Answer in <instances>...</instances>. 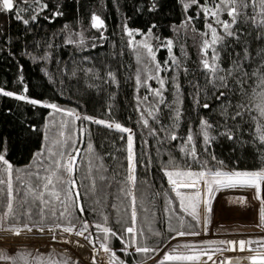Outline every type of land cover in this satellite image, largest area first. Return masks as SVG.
Returning <instances> with one entry per match:
<instances>
[{
	"label": "trees",
	"instance_id": "trees-1",
	"mask_svg": "<svg viewBox=\"0 0 264 264\" xmlns=\"http://www.w3.org/2000/svg\"><path fill=\"white\" fill-rule=\"evenodd\" d=\"M43 2L49 7L27 26L16 20L15 11L11 16L0 12V87L53 101L80 116L87 114L122 123L132 130L134 151L138 161H143L137 163V179L133 186L127 181L128 133L85 119L75 121L85 131L82 136L75 135L81 151L73 173L78 188L73 191H79L86 212L80 214L78 209L69 206L73 214L71 219L77 221L79 216L90 222L104 223V216H107V226L127 239L123 227L130 220L131 199L125 193L129 187H134L136 227L148 237L147 244L155 246L157 241L167 240L172 235L181 216L192 220L167 203L166 194L173 201L175 199L161 170L164 166L191 167L193 170L201 167L258 170L264 167V145L252 143V132L242 131L250 126L254 128V124L245 117L244 121L237 122L241 125L238 128L221 114L222 106L229 101L234 105L239 94L233 93L231 88L217 90L209 83L212 72L202 67L201 60L206 58L211 62L212 47L206 50L208 56H203L199 49L204 34L207 33L210 39L211 32L205 29L203 13L197 15L196 6L186 11L183 3L187 0H158L160 8L149 11L152 0ZM255 2V13L252 0H248L249 7L245 11L249 16L256 15L257 23L245 22L241 14L238 24L233 26L242 30L241 41L234 42L229 38L226 48L216 46L220 54L218 64L223 69H228L233 61L239 62L245 46L251 57L244 61L246 71L257 70L260 60L264 59L260 55L264 39L256 38L257 32L264 31V26L259 24V0ZM14 3L17 7L25 6L24 0H14ZM27 5L31 7L33 0H27ZM57 10L62 15H52ZM93 13L104 20L101 28L91 26ZM24 15L28 18L31 12ZM188 16L192 17L191 21ZM222 18L230 19L226 13ZM153 23L155 27L149 38L156 60L149 74L138 65L129 46V39L143 34L133 33L129 37L124 26L127 24L129 28H140L147 33ZM218 32L223 34L222 29ZM169 39L172 40L171 55L167 46ZM157 64L161 69L158 73L155 71ZM109 71L115 82L107 75ZM138 75L139 85L136 82ZM159 79L165 81L162 89ZM229 83L234 84V80L230 79ZM24 85H27L26 93ZM176 85H179L178 89ZM156 89H160L162 96L155 95ZM219 91L226 95L217 100ZM205 103L208 108L204 107ZM150 109L152 116L147 115ZM177 109L181 110L178 120L175 117ZM51 110L0 94V152L13 168L26 167L35 161L34 154L44 147V126ZM142 113L149 120L148 126L140 119ZM201 118L212 125L208 129L211 143L204 142ZM225 124L233 128L236 139L218 135ZM151 128L157 132L152 134ZM189 130L192 141H187ZM171 131L177 133L174 140ZM89 142L93 145L91 150L88 149ZM193 146L198 155L192 153ZM212 155L217 159L213 160ZM219 161H223V165ZM58 219L64 218L56 217L53 221ZM95 230L93 225L91 231L94 233ZM109 244L124 247L119 236L110 237Z\"/></svg>",
	"mask_w": 264,
	"mask_h": 264
},
{
	"label": "snow or ice",
	"instance_id": "snow-or-ice-1",
	"mask_svg": "<svg viewBox=\"0 0 264 264\" xmlns=\"http://www.w3.org/2000/svg\"><path fill=\"white\" fill-rule=\"evenodd\" d=\"M25 6L17 7L14 0H0V12H7L11 16L12 12L15 11V18L18 21H22L24 25H29L30 21H36L38 14L47 9L49 5L44 3L43 0H33V5L30 7L27 5V0H24ZM191 6H196L197 15L201 12L203 13L204 27L210 30L211 38L209 39L207 33L202 37V45L199 51L203 56H208L206 51L209 47H212L211 62L209 59H202L201 65L205 70L210 69L212 72L211 80L209 83L213 85L217 90L224 88L233 91V93L239 94V98L236 100L234 105L229 101L227 104L222 106L221 114L226 118L231 120L236 127L240 128L241 125L238 121H244L247 117L249 121L254 124L253 127L248 129H242V131L252 132V143L259 142L264 145V59L260 60V65L257 70L249 73L244 68V61L250 60L249 49L247 46L244 47V56L240 57L239 62L233 61L228 69H223L218 64L219 52L216 50L217 45H222L223 47L228 46V39L231 38L234 42H240L242 39L241 32L239 28L234 29L233 26L237 25L241 14L244 17L245 22L251 21L253 24L257 23L256 15L249 16L247 9L249 7L248 0H187L183 3V8L187 11ZM253 12H256V2L252 0ZM59 8V6H57ZM160 8L158 0H152L151 4L148 5L149 11H155ZM31 12L28 18H25V13ZM226 13L230 19H223L222 14ZM54 16L62 15L60 11H55L52 13ZM259 24L264 26V0H259ZM51 18V17H49ZM189 21L192 20L191 16H188ZM211 21V22H210ZM104 24V20L97 14L93 13L91 16V26L93 28H101ZM155 23H153L149 28L147 33H143L140 28H129L127 24L124 26V31L129 37H132L133 33H141L145 36H150ZM218 29L223 30V34L218 32ZM257 39H264V31L257 32ZM135 45H142L143 49L147 50V56L151 58L152 61L156 60V54L153 51V45L148 42L147 39L141 41H134L129 39V46L134 47ZM169 55H171L172 40H168ZM261 56H264V49L260 52ZM175 61V57H173ZM22 67V66H21ZM160 65L157 64L155 71L158 73L160 71ZM187 69H185L186 71ZM223 72V75L219 73ZM109 77L112 78V82H115V77L113 73L109 71L107 73ZM250 77H254L252 80ZM174 79V78H173ZM233 79L234 84H230L229 80ZM22 80V78H21ZM137 85L140 84L141 80L139 75L137 76ZM160 89L165 85L163 79L158 80ZM147 83V81H145ZM149 87H151L149 85ZM179 88V85H176ZM160 89H156L155 95L162 96ZM24 92H27V85H24ZM0 94L6 95L8 97H15L21 101H26L31 105L44 106L46 108L52 109L53 113L62 114V120L60 122V128L58 130V138L53 139L51 144L57 145L56 150H53L51 145H46L42 147L35 155L37 160V171L35 172V177L37 183L34 188L30 191L33 193L34 201L38 199L39 214L38 219L39 224H30L29 222H22L21 224H12L9 226V230L19 236L22 229L27 230V232L32 233L33 229H37L39 233L44 234L46 229L47 233L50 235L52 241H65L69 244L75 243L78 247H84L79 239L73 240L72 237H82L87 241L88 245L91 246V260L92 264H99L97 260L96 253L98 251L96 244L99 239L98 236H94L91 229L93 225L98 233L103 234L102 241L99 244V248L103 250V253L110 254L108 259V264H126V261L121 260L116 252L110 247L109 239L110 237L119 236V239L123 242V251L127 253L129 249L134 248L136 253L144 254L145 258L151 259L152 255L161 253L160 245H166L168 250L162 252V255L156 258L153 264H166V262L172 261H201L202 257H206L207 261L211 264H216L213 259V252L205 251L204 249H198L191 246L187 242L177 243L173 246L169 241L174 238L169 236L167 240L157 241L155 246H149L146 242V237L143 230H138L137 225V207H136V196L134 195V187H129L126 196L131 199V215L130 220L126 222V226L123 227V232L127 233V239L120 232L113 229V227L107 226L108 217L104 216V223L100 222H90L88 219H80L77 217V222H72V212L69 211V206L78 209L80 214H84L86 209L81 203V197L79 191H73L78 188L76 179L73 176L76 168V161L80 153V149L75 147L78 143L77 139L73 138V131L78 133L80 136L84 134V127L75 124V121L80 119H85L89 122H95L98 125H106L109 129H115L122 133H128L127 135V181L134 186L137 179L136 168L138 161L136 153L134 151V136L132 130L125 127L122 123L116 122L109 119H100L92 115L84 114L83 116L77 115L74 110H66L60 107L57 103L49 101L47 99L30 97L27 94L18 93L16 91L7 90L4 87H0ZM226 93L224 91H219L218 96L215 99L219 100L224 97ZM199 104V100H196ZM205 108H208L207 103L204 104ZM139 110V105H137ZM148 116L153 115V111L150 109L147 113ZM181 116V110L177 109L175 111V117L177 120ZM140 119L143 121L144 126L149 125V120L145 118L144 114H141ZM200 125L203 131V139L205 143H211L209 128L212 127L204 118H201ZM35 128V125H32ZM167 131V130H165ZM157 130L151 128V133L155 134ZM171 138L176 139L177 133L171 131ZM218 135L226 136L227 139H236V133L233 128L229 127L227 124L223 125L221 131ZM47 140L48 137L46 136ZM123 139V137L121 138ZM193 135L191 130L188 132L187 141H192ZM93 145L91 142L88 143V149L91 150ZM7 149H5L6 151ZM45 151L47 155H45ZM181 151H184L181 148ZM192 153H196L195 146L192 147ZM198 155V153H196ZM213 160H216V156L212 155ZM172 158L170 157V162ZM0 162H2L3 167L0 168V174L5 178H0V185H5L6 188L0 189V192H4L6 197L5 208L2 213H0V223L8 221L10 216L15 215L14 213V201L16 199L14 193L19 192L20 189L14 188L13 183V165L5 158V154L0 152ZM151 163V161H149ZM207 163L206 161L204 162ZM223 165V161L218 162ZM164 176L167 178V183L171 185V192L175 193V198L179 200V207L185 213L190 214L193 219L201 224L204 231H207V224L209 223L208 213L212 212L211 196L214 189H229L236 187H254L256 197L261 196V183L264 182V167L258 170H241L238 168H233L231 170H224L221 167H216L215 170L207 167H201L199 170H193L191 167L181 168L179 166L173 165L172 167L164 166L162 169ZM18 171V170H17ZM43 173V174H42ZM103 178V177H101ZM21 184H24V180H20ZM94 187V184H93ZM124 191V189H121ZM47 194V196H46ZM61 196L63 199H61ZM167 203H173V199L167 197ZM56 204H59L60 208L63 210L57 211ZM113 207L115 205L113 204ZM48 210V211H46ZM168 208H165V212ZM50 212L53 217H60L67 220V222H61L59 219L51 224H46L45 220ZM203 213V215H202ZM23 215L27 217L28 221L32 220V208H27L24 210ZM16 220H21L20 215H15ZM183 216L180 217L181 227H183ZM260 224L264 226V201L261 203L260 208ZM171 228V224H169ZM59 230V231H58ZM175 231L177 237L184 235L196 236L199 233L196 232H184L176 229ZM67 234V235H65ZM159 236L160 233L156 232ZM4 237H0L2 239ZM144 241L142 242V239ZM261 244L259 245L260 250L256 251V254L250 255L248 257H237L236 260L248 259L253 262V264H264V237H260ZM204 244H226L235 248L238 244L241 250L245 249L246 246H250L253 241L251 239L245 240L240 239L235 240H220V241H202ZM219 252L220 249H217ZM151 254V255H150ZM20 257L25 260V264H28L22 253H15L9 255L5 251H0V260L2 261H12L15 264L16 258ZM36 264H42L39 254L37 257L33 258ZM229 261L233 258L228 257ZM47 264H78V261H72L71 257H67L61 261L48 260ZM142 264V262H138ZM203 264V262H202ZM223 264V262H221Z\"/></svg>",
	"mask_w": 264,
	"mask_h": 264
},
{
	"label": "rangeland",
	"instance_id": "rangeland-1",
	"mask_svg": "<svg viewBox=\"0 0 264 264\" xmlns=\"http://www.w3.org/2000/svg\"><path fill=\"white\" fill-rule=\"evenodd\" d=\"M147 39L150 43L149 36L140 35L138 38H133L134 41H141ZM134 56L136 57L138 65L144 69L149 74L153 71V61L150 57L147 56V50L143 49L142 45H135L132 47ZM68 110V109H66ZM78 115V114H77ZM62 114L60 113H51L47 118V122L44 126V147L46 145H51L53 150L55 151L57 145L51 144L53 139L58 138V130L60 128V122L62 120ZM77 133L73 131V138L76 139ZM48 137L46 140L45 137ZM77 148H81L80 144L77 143L75 145ZM45 155L47 152L45 151ZM37 160L33 161L32 164L26 167L14 168L13 171V183L14 188L20 189L19 192H15L14 195L16 197L14 201V213L15 215H20L21 220H16L15 215L10 216L7 222L0 223V237H3V233H12L9 230V226L12 224H21L22 222H29L30 224H39L40 221L38 219L39 208H38V199L34 201L33 193L30 191L31 188H34L37 180L35 177V172L38 170L36 167ZM2 162H0V168H2ZM18 170V171H17ZM0 178H5L2 174H0ZM24 180V184L20 183V180ZM89 187H91V183H88ZM171 187V185H170ZM6 188L5 185H0V189ZM173 193V192H172ZM47 196V194H46ZM173 198L175 201L171 203L175 206V209L178 213L182 215H187L191 219V222L188 221L183 216V227H181L180 218L177 224L173 229L184 231V232H196L199 235H184L177 237L175 235V231L172 233V237L174 238L172 241H169L173 246L177 243L187 242L191 246L204 249L205 251H211L213 254L218 253L217 249H220L219 252H224L228 250V246L226 244H204L202 241H220L227 240L230 236H235L238 238H242L245 240L251 239L253 243L250 245L251 250L259 251V245L262 243L260 237H264V226L260 224V208L261 203L264 201V182L261 183V196L260 198L256 197L255 188L254 187H236L229 189H214V192L211 196L212 203V212L208 213L209 223L207 224V231L203 230L201 224H198L193 220V217L190 214V210L188 213H185L179 207V200L175 198V193H173ZM61 199L63 197L61 196ZM6 197L4 192H0V213L4 211L5 208ZM71 207V205H70ZM27 208H32V220L28 221L27 217L23 215L24 210ZM57 211L63 210L60 208L59 204H56ZM48 211V210H46ZM240 214V215H239ZM203 215V213H202ZM235 218L238 220L243 219L242 224L235 223ZM56 219V217L51 216L50 212L48 213L45 223L51 224ZM54 220V221H53ZM61 222H67L65 219L61 220ZM72 222H77L72 219ZM245 225L239 226L238 225ZM35 229V228H34ZM33 229V230H34ZM22 231H25L22 229ZM27 231V230H26ZM47 231V229H46ZM59 231V230H58ZM48 234V233H47ZM47 234L39 235L42 240H33L30 239L28 242V246L19 247V246H5L0 239V251H5L9 255H13L17 252L22 253L27 260L28 264H36V261L33 259L38 256L42 264H47L48 260L61 261L66 259L67 257H71L72 261H78V264H87L77 257L75 254L71 252L68 247L58 245V241H52L50 235ZM94 236H98L96 247L98 249L97 253H103V250L99 248V244L102 241L103 234L98 233L96 230L93 233ZM148 238V237H147ZM144 239V238H142ZM144 240H142L143 242ZM87 242V241H86ZM110 242V239H109ZM90 246V245H89ZM112 247V246H110ZM161 253H157L152 255L151 259L145 258L144 254L136 253L134 248L129 249L127 253L123 251L124 247H112V249L116 252V255L121 259L126 261V264H138V262H142V264H153L154 260L162 255V252L167 249L166 245H162ZM246 249V248H245ZM135 253V254H134ZM107 261L110 257V254L103 253ZM97 255V254H96ZM151 255V254H150ZM91 251L89 252V263H92L91 260ZM201 261H206L209 264L210 261H207L206 257H202ZM173 263H197L200 261L193 262H185V261H172ZM13 264L12 261H2L0 260V264ZM15 264H25V260L20 257L16 258ZM224 264V263H223Z\"/></svg>",
	"mask_w": 264,
	"mask_h": 264
},
{
	"label": "bare ground",
	"instance_id": "bare-ground-1",
	"mask_svg": "<svg viewBox=\"0 0 264 264\" xmlns=\"http://www.w3.org/2000/svg\"><path fill=\"white\" fill-rule=\"evenodd\" d=\"M44 234H47V231H45ZM44 234H41L38 232L37 229H34L32 233H29L27 232L26 230L25 231H22L21 234L19 236H16L15 234L13 233H3V237L2 238V242L5 244V246H19V247H25V246H28V241L30 239H33V240H42L41 237H39V235H44ZM67 235V234H65ZM47 236H49L47 234ZM73 240L75 239H79L81 241V244L84 245V247H78L75 243H67L65 241H59V244L60 246H64V247H68L71 252L73 254H75L77 257H80V259L82 261H84L85 263L87 264H92V263H89V252L91 251V246L88 245V243L82 238V237H75L73 236L72 237ZM240 239L242 238H238V237H235V236H230L227 240H235V241H239ZM228 246V250L227 251H224V252H218L216 254L213 255V259L215 260L216 264H221V262H223V258L224 257H227V256H240V255H254L256 254V251H253V250H246V249H243L241 250L239 248V245L237 244L235 246V248H233L232 246ZM92 254V252H91ZM97 255V260L99 262V264H108V261H107V258L106 256L101 252V253H96ZM207 264L206 261H200V262H197V263H166V264ZM1 264H5V263H1ZM209 264H211V262H209Z\"/></svg>",
	"mask_w": 264,
	"mask_h": 264
},
{
	"label": "water",
	"instance_id": "water-1",
	"mask_svg": "<svg viewBox=\"0 0 264 264\" xmlns=\"http://www.w3.org/2000/svg\"><path fill=\"white\" fill-rule=\"evenodd\" d=\"M78 157H79V155H78ZM76 163H77V161H76ZM75 167H76V165H75ZM245 248H246V250H251L250 246H246ZM248 256H250V255L227 256V257L223 258V263L224 264H253V262L251 260H248V259H243V260H239V261L236 260L237 257H245L246 258ZM228 257H232L233 259L231 261H229L227 259ZM166 263H171V262H166Z\"/></svg>",
	"mask_w": 264,
	"mask_h": 264
},
{
	"label": "crops",
	"instance_id": "crops-1",
	"mask_svg": "<svg viewBox=\"0 0 264 264\" xmlns=\"http://www.w3.org/2000/svg\"><path fill=\"white\" fill-rule=\"evenodd\" d=\"M240 215V214H239ZM236 220H235V223H238V224H242V222H243V219H241V220H238L237 218H235ZM239 226H245L244 224L243 225H238V227Z\"/></svg>",
	"mask_w": 264,
	"mask_h": 264
}]
</instances>
